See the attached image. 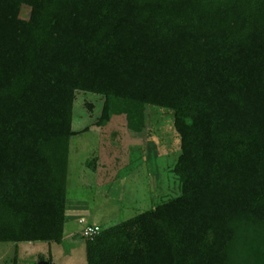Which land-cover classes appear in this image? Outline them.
Listing matches in <instances>:
<instances>
[{
	"label": "trees",
	"instance_id": "16d2710c",
	"mask_svg": "<svg viewBox=\"0 0 264 264\" xmlns=\"http://www.w3.org/2000/svg\"><path fill=\"white\" fill-rule=\"evenodd\" d=\"M77 90L98 125L146 139L162 107L181 139L180 193L88 264H264V0H0V242H62Z\"/></svg>",
	"mask_w": 264,
	"mask_h": 264
},
{
	"label": "rangeland",
	"instance_id": "374dc122",
	"mask_svg": "<svg viewBox=\"0 0 264 264\" xmlns=\"http://www.w3.org/2000/svg\"><path fill=\"white\" fill-rule=\"evenodd\" d=\"M29 14L30 7L23 6L21 17ZM104 100L95 92H76L72 122L78 133L70 140L64 238L61 243L31 242L25 264H88L86 223L100 226V233L180 193L169 171L181 153L173 112L150 106L145 139L132 135L123 115L98 125ZM26 245L20 243L18 250ZM15 246L0 242V264L17 261Z\"/></svg>",
	"mask_w": 264,
	"mask_h": 264
},
{
	"label": "crops",
	"instance_id": "0c3cea01",
	"mask_svg": "<svg viewBox=\"0 0 264 264\" xmlns=\"http://www.w3.org/2000/svg\"><path fill=\"white\" fill-rule=\"evenodd\" d=\"M66 214H67V212H66ZM15 244H16V255H17V264H25L26 263V254L28 253V248H30L31 249V247H30V244H31V242H28V245H26L25 247H21L22 248V250L21 251H19L18 249H19V245H20V243H22V242H18V243H16V242H14ZM15 262V261H14Z\"/></svg>",
	"mask_w": 264,
	"mask_h": 264
},
{
	"label": "built area",
	"instance_id": "2783aa9c",
	"mask_svg": "<svg viewBox=\"0 0 264 264\" xmlns=\"http://www.w3.org/2000/svg\"><path fill=\"white\" fill-rule=\"evenodd\" d=\"M80 222L81 223H86L83 219H80ZM101 230L100 226L98 225H89L86 223V226L84 228V234L86 236H92V235H95L97 234L99 231Z\"/></svg>",
	"mask_w": 264,
	"mask_h": 264
}]
</instances>
